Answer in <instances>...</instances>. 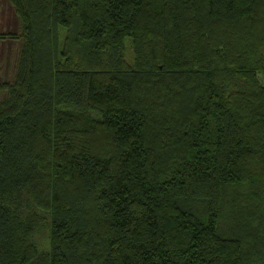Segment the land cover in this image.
<instances>
[{"label": "trees", "instance_id": "obj_1", "mask_svg": "<svg viewBox=\"0 0 264 264\" xmlns=\"http://www.w3.org/2000/svg\"><path fill=\"white\" fill-rule=\"evenodd\" d=\"M0 264H264V0H7Z\"/></svg>", "mask_w": 264, "mask_h": 264}, {"label": "rangeland", "instance_id": "obj_2", "mask_svg": "<svg viewBox=\"0 0 264 264\" xmlns=\"http://www.w3.org/2000/svg\"><path fill=\"white\" fill-rule=\"evenodd\" d=\"M17 29V17L7 0H0V33L14 32ZM18 43L0 41V81L11 80V70L15 65ZM2 96V94H0Z\"/></svg>", "mask_w": 264, "mask_h": 264}]
</instances>
